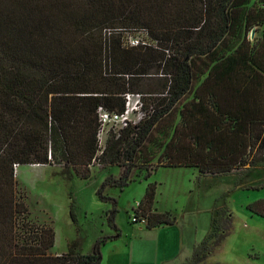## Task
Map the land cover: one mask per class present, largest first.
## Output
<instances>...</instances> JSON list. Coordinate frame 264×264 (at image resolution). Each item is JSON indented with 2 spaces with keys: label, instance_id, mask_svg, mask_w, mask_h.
Returning <instances> with one entry per match:
<instances>
[{
  "label": "trees",
  "instance_id": "1",
  "mask_svg": "<svg viewBox=\"0 0 264 264\" xmlns=\"http://www.w3.org/2000/svg\"><path fill=\"white\" fill-rule=\"evenodd\" d=\"M113 28H146L159 48L125 46L120 34L105 36ZM256 29L261 36L250 43ZM128 91L153 94L145 106L154 109L110 137L96 157L94 164L122 169L106 178L102 197L108 185L128 186L134 168L149 177L159 167L186 166L237 173L239 180L263 169L264 0H0V172L9 189L5 200L0 188V223L29 213L11 182L15 164H64L68 179L72 169L91 177L97 108L123 111ZM156 196L150 183L135 210V221L149 229L176 222L170 212L152 210ZM247 208L264 218V199ZM212 221L185 264L205 262L231 233L227 204L215 208ZM10 231L0 241V264L103 260L105 237L91 253L73 244L54 254L52 226L24 229L20 237Z\"/></svg>",
  "mask_w": 264,
  "mask_h": 264
},
{
  "label": "rangeland",
  "instance_id": "2",
  "mask_svg": "<svg viewBox=\"0 0 264 264\" xmlns=\"http://www.w3.org/2000/svg\"><path fill=\"white\" fill-rule=\"evenodd\" d=\"M247 36L253 43L261 32L250 30ZM64 168L58 163L21 165L17 173L14 168L11 182L16 199L26 203L29 213L1 222L0 241L11 235L12 226L20 237L24 229L46 224L56 234L52 253L66 252L75 244L78 252L88 254L105 237L100 264H185L194 246L212 230L215 208L225 203L233 213V229L200 264H264V218L247 208L250 202L264 199V187H258L264 184V168L240 180L237 173L202 174L186 166L159 167L149 177L145 170L134 168V180L128 186L108 185L104 197L99 194L101 186L108 176L118 177L121 167L94 164L88 168L90 178H81L72 169L70 179L62 173ZM4 177L0 172L6 200L9 189L2 182ZM150 183L157 185L152 210L170 212L176 218L174 224L149 229L145 220L135 221V210Z\"/></svg>",
  "mask_w": 264,
  "mask_h": 264
},
{
  "label": "built area",
  "instance_id": "3",
  "mask_svg": "<svg viewBox=\"0 0 264 264\" xmlns=\"http://www.w3.org/2000/svg\"><path fill=\"white\" fill-rule=\"evenodd\" d=\"M114 33L120 34L123 44L128 47L151 46L159 48L158 41L151 36L149 30L146 28H113L105 30V36H110ZM151 95L153 94L128 91L123 94L125 98V108L123 111L110 110L103 105L97 108L98 129L96 137L98 149L92 164L98 161L96 157L103 154L110 137L120 138L123 131L129 126L139 124L152 114L153 105L149 107L145 106L146 98ZM30 165L41 166L42 164L33 163ZM20 166V164L14 165L16 173Z\"/></svg>",
  "mask_w": 264,
  "mask_h": 264
},
{
  "label": "crops",
  "instance_id": "4",
  "mask_svg": "<svg viewBox=\"0 0 264 264\" xmlns=\"http://www.w3.org/2000/svg\"><path fill=\"white\" fill-rule=\"evenodd\" d=\"M54 254H60V253H54Z\"/></svg>",
  "mask_w": 264,
  "mask_h": 264
},
{
  "label": "water",
  "instance_id": "5",
  "mask_svg": "<svg viewBox=\"0 0 264 264\" xmlns=\"http://www.w3.org/2000/svg\"><path fill=\"white\" fill-rule=\"evenodd\" d=\"M253 33H254V30H253Z\"/></svg>",
  "mask_w": 264,
  "mask_h": 264
}]
</instances>
